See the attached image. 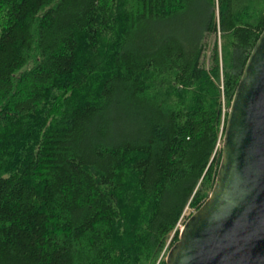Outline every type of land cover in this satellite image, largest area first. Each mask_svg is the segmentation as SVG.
<instances>
[{
  "label": "trees",
  "instance_id": "1",
  "mask_svg": "<svg viewBox=\"0 0 264 264\" xmlns=\"http://www.w3.org/2000/svg\"><path fill=\"white\" fill-rule=\"evenodd\" d=\"M263 29L264 0H0V264H165Z\"/></svg>",
  "mask_w": 264,
  "mask_h": 264
},
{
  "label": "water",
  "instance_id": "2",
  "mask_svg": "<svg viewBox=\"0 0 264 264\" xmlns=\"http://www.w3.org/2000/svg\"><path fill=\"white\" fill-rule=\"evenodd\" d=\"M165 264H264V29L228 108L213 187Z\"/></svg>",
  "mask_w": 264,
  "mask_h": 264
},
{
  "label": "rangeland",
  "instance_id": "3",
  "mask_svg": "<svg viewBox=\"0 0 264 264\" xmlns=\"http://www.w3.org/2000/svg\"><path fill=\"white\" fill-rule=\"evenodd\" d=\"M214 34L212 35V36H210V38H209V40H210V42H209V44H210V46H211V43H212V41L214 40ZM207 54H209V49L207 50ZM208 62V61H207ZM194 210L191 208V207H189V206H187L186 207V209H185V211H184V217H183V219H182V221H181V224H183V222L185 221V219L193 212ZM170 247H168L167 249H166V254H167V251H168V249H169ZM165 257H166V255H165Z\"/></svg>",
  "mask_w": 264,
  "mask_h": 264
},
{
  "label": "built area",
  "instance_id": "4",
  "mask_svg": "<svg viewBox=\"0 0 264 264\" xmlns=\"http://www.w3.org/2000/svg\"><path fill=\"white\" fill-rule=\"evenodd\" d=\"M182 219H183V216H182V218L180 219V221H179L178 224H177V229H178V230L183 226V224H181ZM185 220H186V219H185ZM183 223H184V222H183Z\"/></svg>",
  "mask_w": 264,
  "mask_h": 264
}]
</instances>
